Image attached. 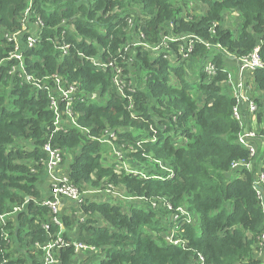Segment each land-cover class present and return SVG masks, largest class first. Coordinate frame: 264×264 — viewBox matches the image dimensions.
<instances>
[{
	"label": "trees",
	"instance_id": "obj_1",
	"mask_svg": "<svg viewBox=\"0 0 264 264\" xmlns=\"http://www.w3.org/2000/svg\"><path fill=\"white\" fill-rule=\"evenodd\" d=\"M188 1L0 0V264H44L40 248L60 232L51 223L52 211L42 205L50 197L42 191L48 176L47 145L64 163L66 154L74 155L64 175L76 189L114 185L125 198V206L111 198H86L81 207H71L73 214H60L66 244L78 242L102 251L101 256L88 255L82 264H192L200 256L204 264H260L264 202L258 193H264V186L256 189V172L232 169L234 163H251L254 157L238 144L242 128L233 118L236 100L225 91L224 63L226 52L243 58L259 49L264 65V0H199L207 5L202 15L184 17ZM27 9L32 21H42L41 38L24 52L25 70L12 74L15 62L8 60L12 48L4 34L22 31ZM229 12L238 13L235 31L225 26ZM172 30L197 35L214 47H195L190 61L198 69L195 87L186 80L189 62L176 68L171 55L150 57L148 48ZM140 33L144 39L130 47L129 61L141 76L134 84L125 77L134 93L120 95L115 73L119 68L129 71L122 54ZM63 42L71 46L65 55L56 49ZM100 54L114 67L98 70L85 58ZM209 63L216 67L210 78L204 72ZM26 75L43 89L28 83ZM57 77L65 89L67 84L76 87L70 101L57 89ZM249 77L258 105L253 130L257 139L264 138V68ZM99 90L100 98L92 99ZM52 98L61 120L73 122L55 125ZM22 141L30 150L16 145ZM117 149L139 168L138 175L104 164L105 153ZM256 157L264 160V151L259 148ZM150 159L155 166L148 165ZM158 162L170 168L171 178ZM142 198L149 205L163 199L172 210L162 203L151 208ZM181 207L193 213L196 222L180 227L178 234L187 246L178 248L154 234L162 231L160 213L172 218ZM15 208L20 210L14 213ZM47 224L49 231L43 228ZM74 256V246L58 251L61 264L77 263Z\"/></svg>",
	"mask_w": 264,
	"mask_h": 264
},
{
	"label": "built area",
	"instance_id": "obj_2",
	"mask_svg": "<svg viewBox=\"0 0 264 264\" xmlns=\"http://www.w3.org/2000/svg\"><path fill=\"white\" fill-rule=\"evenodd\" d=\"M31 15V19H29V16ZM23 19V28L22 31H17L15 33H8L4 38L7 39L8 43L10 44V47L12 48V51L9 54L8 60L14 61L15 63L19 64V68L16 70L14 67L12 68V74L17 73V71L23 72L25 70L24 67V56L26 51L34 49L41 38V27L43 26L42 21L39 19L37 21H32L34 19L32 13H29L28 11L25 12ZM31 24H35L32 28ZM66 22H63V25H65ZM27 26L30 27V31L28 32L26 29ZM33 29L35 30V33L33 32ZM162 40L164 43L161 44L163 47L161 52H159L158 55H171L175 57V61L182 60L180 56L183 58V62L186 61L187 58L190 57L192 59V56L194 54L195 47L198 43L204 44L206 47L214 48L208 41L204 42L203 40L199 39L197 35H176L174 34L173 30L170 31L168 34L165 32L162 34ZM24 36V38H23ZM65 36V34H63ZM137 38L142 41L144 39L143 33H140L137 35ZM139 42V43H140ZM139 43L135 45L136 47L139 46ZM59 45L56 49L63 53V55L67 54V52L70 50V45L63 42ZM153 46H160V43L158 45H152L150 46V50H152ZM220 51L224 52V49L218 45L216 46ZM174 53V54H173ZM83 57L84 55L81 54ZM157 55V56H158ZM180 55V56H179ZM100 56L94 57V56H86V60L91 62L93 66H95L99 70H108L109 68L114 67V63H108L104 61L103 59H100ZM157 58V57H156ZM236 60L237 66V72L235 75H231L227 68H225V72L227 74V80L224 83V86L228 88V92L232 95V97L236 100V106L233 110V118L236 120L239 125L242 128V132L238 136V144L245 149H247L251 157L256 158L259 152V146L261 144L262 139L264 138H258L256 132L253 129H249L250 123L253 124L256 123L257 120V113H258V105L256 104L255 100L253 99L252 94V88L250 83H248V79L250 78L249 75L253 73L254 71L264 68V65L259 57V49H256L254 53L250 54L247 57L243 58H234ZM209 62V61H207ZM215 66L213 64H208L206 67H204V72L207 74V77L210 78L212 75L216 74ZM121 72L119 70H116L115 77L113 80V83L118 88V93L120 95H124V92L127 91L129 93H134V90L130 89L127 84L123 81L118 82L120 79ZM25 80L28 83L33 82L35 84V88L37 90H42L43 87L39 85L32 76L26 75ZM56 85L57 89L61 92L62 97L66 100L70 101V97L75 94L77 91L75 86H72L70 84L68 85V88L65 89L63 86V80L61 78H56ZM92 99H95L92 97ZM131 99V98H130ZM52 109L56 113V121L55 125L60 128V125L66 124V121L72 119H67L65 121L61 120L60 115L58 114L57 109V103L54 98H52ZM69 108H71V102L68 104V111ZM244 114V119H243ZM68 117L71 118V114L68 112ZM245 118H250L249 121H247ZM73 122V121H72ZM115 133H112V137H114ZM259 134V133H258ZM259 136V135H258ZM258 143V147H257ZM258 148V150H257ZM45 152L48 154V163H47V170L50 174L55 172L56 166L61 162V154L59 152L53 151L48 145L45 147ZM117 154V153H116ZM250 163L240 162V163H234L232 166L233 170H239L244 167H249ZM121 167H124V165H121ZM166 174H170V178L173 176V173L170 169H167ZM264 186V173H261V176L258 178L257 182L255 183V187L258 191L262 189ZM262 191V190H261ZM261 191L258 193L260 198H262ZM93 195H106L108 198H112L116 196L117 190L114 185H109L104 190H96L95 192H89ZM110 192H112L114 195H110ZM86 191L81 192L78 189H76L69 181V179L66 177V175L58 176L55 178L54 182L52 183V192L50 193V197L43 201L42 205L49 208L52 211L51 215V223L54 225H58L60 227V232L57 235V239L55 241L49 242L47 245L43 246L42 251L44 253L43 255V263L44 264H61V260L58 258V251H60L64 247L68 246H74L75 248V255L79 258H74L77 260V263L74 264H82V262L86 259V257L90 254H96L98 256L102 255V251L100 249H97L93 246H87L83 243L73 242L70 244H66L64 239L62 238V235L65 232V227L63 223L60 221V214L62 211V202L64 199H67L68 201L74 203L75 206L81 207L85 204L86 201ZM118 194V193H117ZM122 199H125L123 196ZM29 198H27V201ZM141 201H145L149 205V201L142 198ZM163 204L166 206L170 211L172 210V207L165 201L159 200L158 202L153 201L150 202L151 208H158L160 204ZM264 207V204H263ZM20 208H15L14 213L18 212ZM5 216L1 217L2 222L5 221ZM175 220L179 222L180 227L183 224H195V219L193 216V213L189 212L185 207H181L180 209H177V212L172 214L170 227H175ZM51 225L47 224L44 225L43 228L46 231L50 230ZM180 230V228H179ZM178 230V231H179ZM176 244H180L181 247H186L187 242L181 239L180 236H178L176 240ZM259 246L261 252H264V230L260 234L259 237ZM172 246V245H171ZM192 264H204L203 258L200 256V261L197 263Z\"/></svg>",
	"mask_w": 264,
	"mask_h": 264
},
{
	"label": "rangeland",
	"instance_id": "obj_3",
	"mask_svg": "<svg viewBox=\"0 0 264 264\" xmlns=\"http://www.w3.org/2000/svg\"><path fill=\"white\" fill-rule=\"evenodd\" d=\"M186 4L180 3V5L182 7L184 5H186V6H184V11H185L184 17L185 16H188V17H200L202 15V13L204 12V10L207 8V5L204 4L202 1H199V0H189ZM27 11L29 13H31V11L29 9H27L25 12H27ZM29 19H31V15L29 16ZM225 19H226V22H227L225 24L226 28L228 27V29H232L233 31H235V24L237 23L238 13H233V12L226 13ZM34 25L35 24H31L32 28H33ZM33 32L35 33L34 29H33ZM6 35H7V33L4 34V36H6ZM139 42H140V40L138 38L136 40H129L128 41L127 46L125 47V50H124V54H122V57L125 59V63L127 64V67H128L129 71L128 72H124V70L122 68H119L118 70L121 72V74H120V79L118 80V82L123 81V79H125V77H129L130 84H134L140 78V76H141L140 71L136 70L134 68V63L129 61V57L133 53V52H131L130 47H133V46L137 45ZM162 43H164V42L161 41L160 42V46H153L152 50H150V57L152 59L156 58L157 55L159 54V52H161V50L163 48L161 46ZM135 48H133V50ZM225 54H227V57H226L225 63H224L225 68H227L228 72L231 75H235L236 72H237V66H238V64L236 63V60L234 59L235 57H231V55L228 54L227 52ZM170 57H171V60L173 61L172 62V67L179 68L181 66V64L183 63V60L175 61L172 56H170ZM192 58H193V56H192ZM100 59H103V58L100 56ZM191 60L192 59H190V57L186 59V61H188L189 63H190ZM128 62H130V63L128 64ZM189 63H187V64H189ZM18 65L19 64H17V63L14 64V68L16 70L19 68ZM196 67H197L196 64L193 65L191 63L187 66L188 71H187L186 80H188L190 82L192 87H195V85H193V84L195 83V80H198V76H197V70L198 69ZM225 91L228 92V88L227 87H225ZM101 93H103V91L99 90L93 96V98H96L98 100L100 98ZM244 117L245 116L243 114V119H244ZM245 119L247 121H249L250 118H245ZM127 130L132 131L133 129L128 127ZM180 141H183V139H181ZM77 153H79V150L77 151ZM71 155H70L69 159H71ZM72 156H74V155H72ZM122 157L124 158V160L121 159ZM61 159H63V158H61ZM60 163L56 166V168L60 165ZM158 163L160 165V169L162 168L163 171L166 170L167 167L162 166L163 164L161 162H158ZM104 164L106 166H108V165H114L115 166L116 165V167H115L116 172H120L121 170H124V172L126 174L138 175L140 173L139 168L132 166V163L127 161L126 154L121 153L119 151V149H117V151H114V152L111 151L109 153H105ZM121 165H124V167H121ZM148 165L155 166V163L150 159ZM61 172H64V171L62 169L60 171L55 170V173H57L59 176L62 177L63 174H60ZM48 189H50V191L52 192V183H51V181H50V185L48 186ZM88 189H90V188H88ZM89 192H95V191L89 190ZM110 195H114V194L112 192H110ZM85 196H86L87 199H89L88 201H90V202H94V201L103 202V201H107V198H108V196H106V195H103V194H101V195H93L92 193H88L87 191H86ZM121 197H122L121 193H119V194L116 193V196L113 197L115 200L112 199L111 202H113V203L115 202L117 205L120 204L121 206H125L124 199H122ZM134 204H140V203L135 200ZM160 218H161L162 231H160L158 233H155L154 235H156V237L157 236H161L168 245H172L174 247H178L179 248L181 245L180 244H176V240H177V238L179 236V234H178V230L180 228L179 222L177 220H175V227L171 228L170 227L171 216H169L167 214L163 215L162 213H160ZM85 219H86V217L84 218V220ZM163 221L166 223L167 226L163 223ZM152 234H153V232H152ZM101 259H103V257H101L99 260L101 261Z\"/></svg>",
	"mask_w": 264,
	"mask_h": 264
},
{
	"label": "crops",
	"instance_id": "obj_4",
	"mask_svg": "<svg viewBox=\"0 0 264 264\" xmlns=\"http://www.w3.org/2000/svg\"><path fill=\"white\" fill-rule=\"evenodd\" d=\"M68 126H70V127H72L73 126V124L71 123V122H68ZM256 123H253V124H251L250 123V125H249V129H255L256 127ZM16 145H19L20 147H23V146H25L26 147V149L27 150H30V146H29V144H25L23 141L22 142H17V144ZM24 148V147H23ZM259 148H260V150H263L264 151V141H262L261 142V144H260V146H259ZM66 153H63V155H64V157L67 155V159H66V162L64 163V161H65V159H63V160H61V163H60V165L55 169V170H57V171H60L61 169L64 171V172H61L60 174H67V170H68V168H69V165H70V163H71V161H72V155L71 154H66ZM70 155H71V159H69V157H70ZM64 163V164H63ZM263 167H264V160H260L258 157H256V158H254V160L250 163V165H249V167H244V168H241V169H247V170H249V171H254V172H256V174H257V177L259 178L260 176H261V173H262V169H263ZM59 175L57 174V173H52V174H50L49 172H48V176H47V178H46V181H44V183H43V192H44V194L46 195V196H48L49 195V193H51V191H50V189H48V186L50 185V181H51V183H53L54 182V180H55V178L56 177H58ZM262 197H263V202H264V193L262 194ZM70 202V201H69ZM66 199L65 200H63V202H62V204H63V206H62V211H61V213L63 212V210L65 211V212H67V213H69L70 215L71 214H73V212H72V210H71V207H73L74 206V203H69ZM71 211V212H70ZM257 259H259L260 260V264H264V252H261V253H259L258 255H257Z\"/></svg>",
	"mask_w": 264,
	"mask_h": 264
},
{
	"label": "clouds",
	"instance_id": "obj_5",
	"mask_svg": "<svg viewBox=\"0 0 264 264\" xmlns=\"http://www.w3.org/2000/svg\"><path fill=\"white\" fill-rule=\"evenodd\" d=\"M99 70V69H98ZM167 169H170V168H166V170H164L165 172L167 171ZM112 199V198H111ZM171 246V245H170Z\"/></svg>",
	"mask_w": 264,
	"mask_h": 264
}]
</instances>
